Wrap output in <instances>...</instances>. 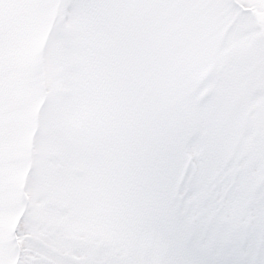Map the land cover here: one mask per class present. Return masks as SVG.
<instances>
[{
    "label": "snow or ice",
    "instance_id": "snow-or-ice-1",
    "mask_svg": "<svg viewBox=\"0 0 264 264\" xmlns=\"http://www.w3.org/2000/svg\"><path fill=\"white\" fill-rule=\"evenodd\" d=\"M0 264H264V0H0Z\"/></svg>",
    "mask_w": 264,
    "mask_h": 264
}]
</instances>
